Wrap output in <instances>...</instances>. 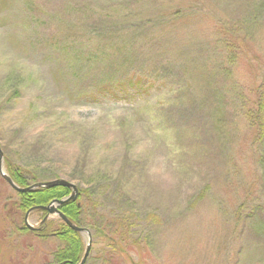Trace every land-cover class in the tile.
I'll return each instance as SVG.
<instances>
[{
	"label": "rangeland",
	"instance_id": "obj_1",
	"mask_svg": "<svg viewBox=\"0 0 264 264\" xmlns=\"http://www.w3.org/2000/svg\"><path fill=\"white\" fill-rule=\"evenodd\" d=\"M131 2L0 0L2 154L22 166L36 160L89 193V185L69 175L108 176L110 185L91 194L93 210L107 226H97L92 211L83 216L92 236L85 264H264V209L256 207L264 204V141L253 143L254 130L242 110L220 90L222 83L235 81L249 94L264 81V0H172L182 17L168 24L166 38L143 40L134 56L112 48L107 57L89 61L72 53L82 47L101 54L94 48L97 26L123 18ZM252 5L260 10L249 26H228L246 18ZM75 18L76 36L68 45L60 30ZM113 37L108 42L123 45L124 39ZM221 38L234 42L232 57ZM60 50L78 61L69 66ZM197 53L201 58L194 61ZM108 62L124 68L106 70ZM207 63V72L215 64L221 69L212 72L214 91L204 94L198 90L207 74L197 65ZM126 70L148 82L165 79L139 96L106 92ZM190 97L202 109L193 115ZM121 176L129 203L114 188ZM16 201L0 174V264H53L55 252L67 243L50 235L61 221L48 215L46 235L39 237L23 229L24 212ZM126 215L129 226L115 222ZM43 218L42 211H33L27 222L40 227ZM79 239L84 251L88 238L82 233Z\"/></svg>",
	"mask_w": 264,
	"mask_h": 264
},
{
	"label": "trees",
	"instance_id": "obj_2",
	"mask_svg": "<svg viewBox=\"0 0 264 264\" xmlns=\"http://www.w3.org/2000/svg\"><path fill=\"white\" fill-rule=\"evenodd\" d=\"M131 8L130 5L127 6V9H125L124 17L120 18V15L112 17L113 19H110L109 21L105 22L104 27H100V23L96 28L95 34L99 38L98 43L94 46L96 52H99L101 54H94L91 51H84L83 48H79V51L72 52L73 54L77 55L80 53V57L77 58L79 60L82 59H88L89 61L93 60H100L102 57H107L108 50L114 49L116 53H120L122 51L127 50V53L130 54V56H134V54H137L142 46L143 40H146V38L154 35H158L159 39L166 38L168 34V24H175L178 19H180L183 15V12L179 9L180 7H177L178 9H173L172 0H156L155 6H148L147 0H131ZM167 3V5H166ZM159 5H166V8H159ZM83 6V5H82ZM84 7V6H83ZM203 8V7H202ZM116 7H113L111 11H114ZM253 10V11H251ZM258 9L254 5L248 7V10L246 13L250 12L248 15H246V18L244 19H237L232 22V25L228 23V26H237L238 28H245L250 25L252 21H254L257 18V14L254 12ZM79 11V9H78ZM110 11V12H111ZM197 14H202V12H196ZM77 18V17H76ZM76 18L72 19L71 21H68V23H65L62 25V29L60 30L62 32V36L60 37L63 41H65L68 45L72 44V38L76 36ZM196 18V17H195ZM117 19L119 20V24H116ZM193 21H195L194 18H192ZM104 23V22H102ZM128 23V24H125ZM184 24H188V21L185 19ZM131 25L130 31H126V28L128 25ZM111 25H114L116 29H110ZM233 28V27H232ZM92 30L93 27H91ZM126 31L124 36H121L123 33L122 31ZM91 31V30H90ZM87 32H85L86 34ZM120 37L118 40H123V45L117 46L114 42H108V39H113V36ZM77 42L84 43V39H80L79 37L76 38ZM242 41V39H241ZM89 42H92V40H89ZM131 43V44H130ZM129 44V45H128ZM234 42L232 40H229L228 38H221L220 40V46H224L229 53L231 52L233 48ZM62 55L64 56L61 58L62 60H66L69 63V66L71 63H76L78 59L75 61L73 58L65 51L60 50ZM132 53V54H131ZM229 53L226 54V57L228 58ZM192 56L194 58V61L201 58L199 56V53L193 54ZM231 55V53H230ZM125 57V55L123 56ZM232 57V55H231ZM106 60L107 59H102ZM122 63H125V60H122ZM131 62V60H130ZM209 63L207 65L200 64L197 65L198 70H203L204 74H207L203 80H201L203 83L198 90V92L209 93L214 91L213 88L216 87L217 82L214 81V75L212 72H216L219 69H221V65L215 64L210 70ZM67 66L66 69L69 68ZM127 66V65H126ZM106 70L114 68L117 72H121L124 67H120L118 63H112L108 62L104 66ZM104 70V69H103ZM171 73H173V70H170ZM130 72V73H129ZM168 72V76H170L169 69L166 70ZM232 72H233V65H232ZM190 74V73H189ZM223 74H225L223 72ZM122 78H116L114 83H112L110 86H105L104 89L106 92H120L124 93V97H127V95H134L139 96L142 94L144 90H147L151 87H154L156 82H162L165 77L160 76V78L154 77L153 81H146V79L138 74L134 70H126L124 74H121ZM93 83V82H92ZM96 88V87H95ZM98 90V89H97ZM221 91H225L226 94H223L222 97L226 99H231L232 105H238L237 107L239 110H242V115L246 119L247 124L253 128L254 130V137L253 140L257 143L264 141V81L258 84L256 90L249 91V94H244V90L240 87L238 83L233 81L232 83L225 84L222 83L220 87ZM99 91V90H98ZM104 93V91H103ZM231 95V96H230ZM189 96V94H188ZM178 98H181V94L178 96ZM189 107L188 112L189 114L193 115L198 110H202L199 105L196 104V101L190 97L189 101ZM225 107V106H223ZM212 111V110H211ZM213 117V116H212ZM173 127H180L183 130H186L187 132L191 129L190 126H186L184 124H175ZM4 155V154H3ZM11 157L13 156L6 154L3 156L4 159V166L6 169L7 174L10 176V178L13 180V182L19 186V187H26L28 185H31L33 183L39 182V181H47L54 178H58L56 175V172L52 173L51 171L47 169H42L38 166L37 161L34 160V165L29 166H22L19 163H15L12 161ZM136 165V164H135ZM103 175V174H100ZM99 173L97 175H89L86 177H76L75 175H69V179L73 181H78L81 185H89L90 189L92 188L93 193H89L87 189H83L80 185L79 188V195L78 198L75 201H67L59 206V209L62 213H64L70 221L77 224L78 226H85L87 225L83 221V216L87 213H90L91 215L95 214L94 216L95 222H97V226H107L105 222H107L103 217L99 216L98 211L93 210L96 208V205L93 204V199H91V194H101L103 189L107 188L109 186V178L107 175H104V177L100 176ZM100 176L99 178L104 181L102 183L100 180H96V178ZM125 176H121L120 179L116 180L114 182V188L117 189V191L121 192L122 196L125 198V202H128V196L123 193L124 191V181ZM96 186H94V185ZM70 193V189L62 186H54L49 188H38L34 189L28 192H22L17 193V206L22 211L25 212L28 209L35 207V206H45L49 204L53 199L55 198H63L67 196ZM118 195V194H115ZM120 196V195H118ZM252 198V196H251ZM250 198V199H251ZM249 199V201H250ZM256 207H259L260 209H264V204L258 205ZM34 211H42L40 209H36ZM87 216V215H86ZM85 216V217H86ZM126 218V219H125ZM130 217L127 215L125 217H120L119 220H115V222H119V224H127L129 226ZM129 223V224H128ZM47 226H49V223L47 221ZM25 229V228H23ZM114 235H116V232L118 234L119 228H114ZM58 236L63 238L64 241L70 242L66 243V245L55 253V259L59 260H68L70 261L67 264H75L80 257L81 251H82V241L79 239V234L70 228H68L64 223L61 222L59 224V228L55 231ZM111 246L114 247L115 243L112 241ZM75 245L76 252L72 256L70 255V246Z\"/></svg>",
	"mask_w": 264,
	"mask_h": 264
},
{
	"label": "water",
	"instance_id": "obj_3",
	"mask_svg": "<svg viewBox=\"0 0 264 264\" xmlns=\"http://www.w3.org/2000/svg\"><path fill=\"white\" fill-rule=\"evenodd\" d=\"M2 151L0 150V174L2 176V178L10 185V187L12 189H14L17 192H27V191H31L35 188H49V187H54V186H62V187H66V188H70L71 189V193L68 197L64 198V199H55L54 201H52L51 203H49L47 206H42V207H38L41 208L45 211H47L48 214H56L58 216V218H60L70 229L83 233L85 232L89 238V242L86 246V249L84 251L83 257L80 260L79 264H84V262L87 259V256L89 254V249H90V233L81 227L76 226L75 224H73L70 220H68V218L58 209V206L61 205L62 203L72 200L74 201L77 198V194H78V190L77 187L74 183H72L71 181H68L66 179H62V178H58V179H53V180H49V181H44V182H38V183H34L33 185H29L27 187L24 188H20L18 187L13 181L12 179L3 171L2 169ZM30 211V210H29ZM26 212L25 214V225L27 227H29L30 229H32L31 226L28 225L26 218L28 215V212Z\"/></svg>",
	"mask_w": 264,
	"mask_h": 264
},
{
	"label": "flooded vegetation",
	"instance_id": "obj_4",
	"mask_svg": "<svg viewBox=\"0 0 264 264\" xmlns=\"http://www.w3.org/2000/svg\"><path fill=\"white\" fill-rule=\"evenodd\" d=\"M35 232H39V231H35ZM50 235H54L53 237H55V238H57V239H62L63 240V238H61L60 236H58L57 235V233L56 232H52ZM38 236L39 237H43L44 236V234L42 235V234H38ZM67 243H70V242H67ZM75 252H76V247H75V245H71L70 246V255L72 256L73 254H75ZM56 253V252H55ZM70 261H68V260H66V261H64V260H59V259H53V264H67V263H69ZM45 264H51V263H45Z\"/></svg>",
	"mask_w": 264,
	"mask_h": 264
}]
</instances>
